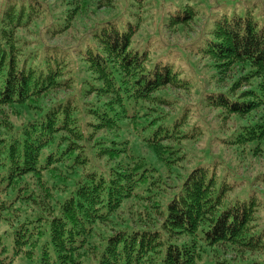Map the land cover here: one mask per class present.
<instances>
[{
    "label": "trees",
    "instance_id": "trees-1",
    "mask_svg": "<svg viewBox=\"0 0 264 264\" xmlns=\"http://www.w3.org/2000/svg\"><path fill=\"white\" fill-rule=\"evenodd\" d=\"M140 1L134 24L105 19L65 48L22 42L18 32L42 15L0 0V264H264L261 192L220 209L233 187L216 188L200 155L171 198L165 190L201 135L186 109L165 108L176 103L168 89H197L222 123L246 118L225 142L264 153V28L222 17L193 41L218 72L246 71L235 87L248 90L233 96L134 39ZM189 10L166 26L187 24ZM64 29L58 20L46 34Z\"/></svg>",
    "mask_w": 264,
    "mask_h": 264
},
{
    "label": "rangeland",
    "instance_id": "rangeland-1",
    "mask_svg": "<svg viewBox=\"0 0 264 264\" xmlns=\"http://www.w3.org/2000/svg\"><path fill=\"white\" fill-rule=\"evenodd\" d=\"M140 2H146L147 6L142 13V21L139 22V30L134 39L149 48L153 58L166 59L169 63L183 66L190 72L185 71L190 78H194L191 68L195 67L205 78L208 90L227 92L232 88L235 90L233 96L239 91L248 90V82L235 87L236 82L246 73L244 69L231 66L222 73L218 72L213 63L199 53L198 44L193 41L199 38L202 28L206 25L205 22L212 25L222 17L244 18L248 15L259 29L264 28V0H141ZM138 3V0H38L37 4L25 0L27 12L42 17L19 31L18 35L22 42L23 39H29L43 41L48 45L72 48L94 24L105 19H110L119 26L137 22L136 17L129 16L136 11ZM188 9H191L195 15H192L187 24L166 26L173 16H184L187 13L191 17L192 13ZM42 11L44 12L41 13ZM58 20L65 22L66 29L54 36L46 34V27H50ZM159 20L160 25L165 24L163 27L158 26ZM196 90L184 91L174 88L167 90L176 103L165 108L173 112L186 109L187 122L197 125L201 131V135L187 145V156L181 167L174 170L167 179L165 190L171 191L168 196L171 198L175 194L173 192L177 188L176 184L179 180L181 182L185 173L193 168L200 155L202 158L205 157L201 164L209 166L207 171L214 176L216 188L222 185L233 187L226 193L220 209L235 203L236 200L246 201L257 191L263 194L264 200V183L255 182L256 176L264 172V153L251 152L250 144L241 147L236 144L228 145L225 142L228 139L231 142L234 140V136L230 138L232 131L247 122L246 118L239 121L238 117L229 115L222 123L218 117L221 115L218 113L219 110L197 104ZM262 199L258 198L260 202ZM257 215L259 225L264 229V204ZM223 250H225L223 254L230 258L241 255V250ZM16 264L20 262L17 261Z\"/></svg>",
    "mask_w": 264,
    "mask_h": 264
}]
</instances>
